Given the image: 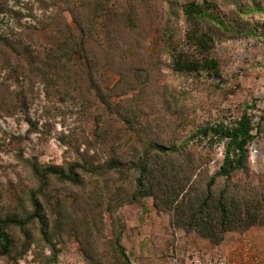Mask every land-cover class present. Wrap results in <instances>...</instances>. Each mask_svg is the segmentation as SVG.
<instances>
[{"label":"rangeland","instance_id":"374dc122","mask_svg":"<svg viewBox=\"0 0 264 264\" xmlns=\"http://www.w3.org/2000/svg\"><path fill=\"white\" fill-rule=\"evenodd\" d=\"M169 1L181 5L178 18L169 19L166 0L5 3L0 220L25 225L10 226L0 264H124L117 245L129 264H264V226L227 232L215 245L175 226L152 197L131 198L133 162L153 144L189 138L171 160H193L188 188L202 190L225 141L209 148V137L192 135L245 111L254 128L248 170L264 176V0ZM196 3L203 13L185 16L182 5ZM65 41L80 53L62 49ZM47 168H72L77 181ZM32 195L42 220L32 216Z\"/></svg>","mask_w":264,"mask_h":264},{"label":"trees","instance_id":"16d2710c","mask_svg":"<svg viewBox=\"0 0 264 264\" xmlns=\"http://www.w3.org/2000/svg\"><path fill=\"white\" fill-rule=\"evenodd\" d=\"M7 1L0 0V14L9 11L5 6ZM166 4L169 19L179 17L178 10L181 5L176 1L169 0H166ZM100 7L103 5L100 4ZM182 11L185 16L194 13L193 17H196L195 15L198 13H203V8H200L196 3L182 5ZM127 17L130 25L134 20L136 21V9L133 3ZM90 29L89 32H91ZM173 32L172 28L167 31L168 42L172 41ZM78 46L75 41H65L62 49L67 51L69 48L75 54L80 53ZM180 58L178 56L176 60ZM175 65L180 67L179 62ZM253 129L251 116L245 111L231 125L218 122L202 126L195 131L193 137L200 135L209 137V148H212L215 142L225 141L223 159L219 167L209 176L202 190L188 188L191 170H193V160L187 159L185 164L178 165L171 160L174 153H179L188 146L191 138L178 146L166 147L153 144L151 149L133 162V167L138 174L136 189L131 198L152 197L157 205L171 213V222L175 226L184 229L187 233L194 231L215 245H219L223 241L227 232L245 230L252 226H264V176L252 175L247 165V145L253 138ZM47 170L57 174L61 179L77 181L76 178H72L76 175L72 168L68 172L57 168L53 170L47 168ZM234 174H240L243 180H233ZM220 180L223 181L222 186L215 192L214 187ZM31 202L32 216L42 220L40 204L33 195ZM12 225L23 228L25 223L13 218L0 220V250L3 254H8L11 250L12 236L9 228ZM116 241L118 243L119 237ZM117 247L124 264H129L124 247L121 245H117Z\"/></svg>","mask_w":264,"mask_h":264},{"label":"built area","instance_id":"2783aa9c","mask_svg":"<svg viewBox=\"0 0 264 264\" xmlns=\"http://www.w3.org/2000/svg\"><path fill=\"white\" fill-rule=\"evenodd\" d=\"M192 264H207V263H205L202 260L196 258V259L192 260Z\"/></svg>","mask_w":264,"mask_h":264}]
</instances>
